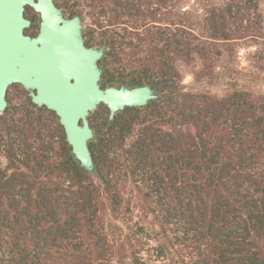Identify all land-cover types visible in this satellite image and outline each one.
<instances>
[{"label":"trees","instance_id":"trees-1","mask_svg":"<svg viewBox=\"0 0 264 264\" xmlns=\"http://www.w3.org/2000/svg\"><path fill=\"white\" fill-rule=\"evenodd\" d=\"M65 1L55 0L59 8ZM82 1L74 0V14ZM92 1L110 27L100 45L120 81L164 95L111 121L107 112L90 143L96 182L72 161L64 137L55 139L59 126L28 109L0 122V264H264V92L231 77L221 96L211 95L181 85L175 70L213 61V41L231 40L230 20L245 19L227 11L210 24L214 36L196 35L180 18L140 36L147 8L171 11L174 0ZM260 26L246 20L236 30ZM257 59L264 74V55ZM132 199L150 222L127 225L113 244L102 200L121 216Z\"/></svg>","mask_w":264,"mask_h":264},{"label":"water","instance_id":"water-1","mask_svg":"<svg viewBox=\"0 0 264 264\" xmlns=\"http://www.w3.org/2000/svg\"><path fill=\"white\" fill-rule=\"evenodd\" d=\"M26 4L40 14L32 37L23 34L29 25L22 17ZM0 8L6 13L5 22H0V38L7 57L16 62L9 71L14 75L12 81L20 82L34 103L57 115L72 161L88 175L97 176L90 151L95 137L91 114L104 106L111 121L126 108H141L160 99L162 92L149 84L102 87L106 44L87 46L81 16L66 17L55 0H0ZM11 12L15 14L9 16ZM4 108L0 104V111Z\"/></svg>","mask_w":264,"mask_h":264},{"label":"rangeland","instance_id":"rangeland-1","mask_svg":"<svg viewBox=\"0 0 264 264\" xmlns=\"http://www.w3.org/2000/svg\"><path fill=\"white\" fill-rule=\"evenodd\" d=\"M63 3L60 9L66 17L71 18L74 15V0H66ZM82 3L85 6H83V13L79 15L84 25L86 45L100 46L103 33L108 31L110 27L106 26L105 20L97 7L98 4L92 0H83ZM172 7L171 11L167 7L168 12L166 9H159L154 5H150L147 8L149 11L145 12V16L138 22L137 30L134 32L140 36H145L147 30L151 32L160 30V32H163L167 27L166 22L172 19L179 20L180 18L185 23L192 25L191 28L194 29L196 35L204 31V35L214 36L215 33L211 32L210 24L219 23L222 16L228 17L226 16L227 11L234 19H245L240 22L230 20V23H232L231 26L229 25L232 31L230 34L231 40L213 41L215 46L211 47L212 49L209 48L210 55H219L213 61L203 62L195 58L176 65L175 70L180 77L181 85L197 91H207L211 95L221 96L227 79L233 77L238 82L242 80L248 83L251 88L264 92V74L258 70L261 63L257 59L258 56L264 55V0H174ZM143 11H146L145 7H143ZM246 20L250 22L251 26L260 22L261 26L254 30L250 28L249 33L245 34L237 31L236 29L240 27H238L240 23L242 26L246 25ZM250 35H256L257 37L251 38ZM114 65L111 58L105 55L102 62L103 73L100 82L102 87L111 84H128L126 81H120L122 74ZM162 94L164 95L163 92ZM99 109L89 117L95 133L96 127H103L108 112ZM2 151L3 149L0 148V155L3 154ZM0 163L2 167L6 165V161L2 156L0 157ZM90 177L96 182V176ZM124 207H127V205L121 204L118 213L120 212L122 215L118 216L117 213L112 212V206L109 202L102 200L100 216L105 234L113 244H118L123 240L127 225L131 226L136 223L145 227L146 223L150 222V217L146 218L147 216L145 217V214L142 213L143 205L140 200H131L129 213L122 210ZM122 218L123 220H121ZM151 228L154 232L159 230L157 224L152 223ZM142 256L146 262L150 258L146 254Z\"/></svg>","mask_w":264,"mask_h":264},{"label":"flooded vegetation","instance_id":"flooded-vegetation-1","mask_svg":"<svg viewBox=\"0 0 264 264\" xmlns=\"http://www.w3.org/2000/svg\"><path fill=\"white\" fill-rule=\"evenodd\" d=\"M34 2H37V0H34ZM5 14L6 13L4 12V9L0 8V22L2 23L5 22ZM14 14L11 12L8 15L13 16ZM22 17L24 20L29 22V25L24 27L23 34L30 37L35 36L40 22L39 12L36 11L33 6L26 4L23 7ZM13 22L19 23L18 20H13ZM7 56L8 55L4 51V42L0 38V104L2 106L5 105L4 110L0 111V122L3 120L12 122L14 119H17L20 116L21 110L28 109L30 112H32L33 118H40L41 121L45 122L46 124L53 123L57 127L59 126V130L62 132H57L55 139H59V137L63 136L65 141V135L62 127L59 124L57 115L53 111L48 110L45 106H38L36 103H34L24 86L18 81H12L14 75L10 72L12 70L11 68L15 67L16 62L12 61ZM33 92L35 94L38 93L36 88L33 89Z\"/></svg>","mask_w":264,"mask_h":264}]
</instances>
